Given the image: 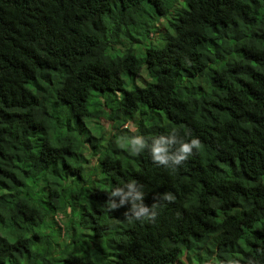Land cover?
Here are the masks:
<instances>
[{"label": "trees", "instance_id": "16d2710c", "mask_svg": "<svg viewBox=\"0 0 264 264\" xmlns=\"http://www.w3.org/2000/svg\"><path fill=\"white\" fill-rule=\"evenodd\" d=\"M0 264H264V0H0Z\"/></svg>", "mask_w": 264, "mask_h": 264}, {"label": "clouds", "instance_id": "9594fccd", "mask_svg": "<svg viewBox=\"0 0 264 264\" xmlns=\"http://www.w3.org/2000/svg\"><path fill=\"white\" fill-rule=\"evenodd\" d=\"M107 123V127L102 124ZM104 135L108 133L109 121L102 118L100 120ZM130 128V127H129ZM126 144L129 151L134 155H140L147 152L153 163L158 167L175 172L192 154L193 148L198 145V141L193 139L185 141L178 137L175 132L167 135H160L146 139L143 135H132L126 138ZM87 156V154H86ZM97 157H89V161L96 162ZM145 192L143 186L135 180H129L123 185H117L112 188L109 195V208L115 210L126 204L130 205V209L125 213L126 219L144 223L145 221H154L157 215L156 205L151 208L146 207L143 203ZM165 199H171L170 195L164 194Z\"/></svg>", "mask_w": 264, "mask_h": 264}, {"label": "rangeland", "instance_id": "374dc122", "mask_svg": "<svg viewBox=\"0 0 264 264\" xmlns=\"http://www.w3.org/2000/svg\"><path fill=\"white\" fill-rule=\"evenodd\" d=\"M154 43L157 45V44L160 43V40H156ZM136 79H137V78H135V82H136ZM137 85L141 86V85H142V82L140 81ZM102 124H103L105 127H107V123H106V122L102 121Z\"/></svg>", "mask_w": 264, "mask_h": 264}]
</instances>
